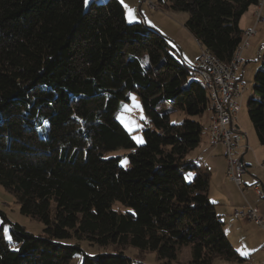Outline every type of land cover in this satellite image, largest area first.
<instances>
[{
    "label": "trees",
    "instance_id": "1",
    "mask_svg": "<svg viewBox=\"0 0 264 264\" xmlns=\"http://www.w3.org/2000/svg\"><path fill=\"white\" fill-rule=\"evenodd\" d=\"M159 2L188 13V31L229 64L245 43L242 16L262 0ZM193 68L160 30L130 23L120 0H0V184L45 225L35 235L0 209L12 237L2 223L0 264H71L76 253L85 264H132L128 246L163 260L188 246L193 264L247 263L209 198L210 172L190 157L202 118L215 117ZM254 80L248 115L264 146V61ZM132 92L143 144L117 118ZM66 238L112 250L89 255Z\"/></svg>",
    "mask_w": 264,
    "mask_h": 264
},
{
    "label": "rangeland",
    "instance_id": "2",
    "mask_svg": "<svg viewBox=\"0 0 264 264\" xmlns=\"http://www.w3.org/2000/svg\"><path fill=\"white\" fill-rule=\"evenodd\" d=\"M93 0H89V4ZM101 1V0H100ZM121 1V0H120ZM149 2H153L154 7L150 6ZM159 0H124L123 5H127L135 12V18L131 19L127 14L126 17L130 23L133 22H145L150 27L157 28L160 30L165 36H167L171 43L174 45L178 55L183 60L188 63L195 62L194 58L197 54H200L201 48L198 43L195 41L193 35L188 31L185 27V21L188 18V13L183 11H174L171 9H166L162 7H156V4H159ZM88 4V5H89ZM260 28V27H259ZM258 37H251L248 42V47H246L242 52L241 56L243 58V63H241L238 75L242 78V81L245 83V89L243 94H241L237 101L241 106V109L238 111V121L241 126V131L247 135L248 138V148L245 150L244 148L237 149L236 156L241 153L242 150L244 154V161L249 165L248 172L244 176V181L251 185L254 181L260 180L264 185V146L259 143L256 131L253 127V124L248 115V103L249 100L253 96V88L255 85L254 75L257 69L262 65L264 61V33L257 35ZM244 41L247 42V38L244 37ZM261 43V45H259ZM263 43V44H262ZM245 44V43H244ZM246 50V51H245ZM135 97V99H133ZM125 105L127 107H125ZM186 116V114L181 110H176L171 114V121L173 123H179ZM117 118L123 124V126L130 132L133 139L138 144L144 143V135H143V127L146 122V116L144 112V108L141 102L140 96L132 92L129 95L128 100H122L119 104V108L117 111ZM209 119L208 117H203L202 121L204 122V130L202 132L203 137L206 135V126L207 122L205 119ZM212 120V119H211ZM126 124L128 125L126 127ZM139 125V127H136ZM131 128V130H129ZM142 140L143 142H139ZM124 153V149L119 148L114 151L108 153L109 156L121 155ZM238 157V156H237ZM225 158H221L216 162L217 165V174L212 176L210 181V192L212 197H218V190L223 189L224 191H228L227 197L223 198L218 207L221 213L228 212L230 209L229 204L233 201H241L245 202L246 206H236L233 209L237 208L240 211L248 210L250 206H255L260 210L264 207V198H259L253 192H248L247 188L244 191H240L233 184L226 185V181H223L222 174V166L224 164ZM200 165L202 162H198ZM122 164L124 166L129 165V161L127 158L122 159ZM219 164V165H218ZM226 176H228L227 168H226ZM230 178L229 176L227 177ZM236 184V183H235ZM250 189L252 187L250 186ZM229 201V203H228ZM237 204V203H235ZM114 208L122 209L123 206L119 202L114 203ZM0 209L7 214V216L13 222H17L21 224L25 229L29 232L39 235L44 232L45 225L43 222L35 219L29 215H26L20 211V205L16 202L15 197L12 193L8 192L1 184H0ZM244 209V210H243ZM247 224L244 227V235L246 233H254V235H258V226L254 221H246ZM4 224V232L6 238L11 240V231L10 224L4 223L3 218L0 216V225ZM231 225L228 224L226 229L230 230ZM260 230V229H259ZM233 240H236V236H232ZM242 239V236L239 237V240ZM64 243H78L83 248L84 252L89 255H95L105 251H111L112 247L106 246L102 247L98 244H92L87 239L77 240L75 238H66L61 240ZM238 244V240H237ZM14 248H17V244L12 245ZM263 247V248H262ZM264 249L263 246H259L254 251L250 252L251 254H247L251 260L245 264H264ZM126 255L130 256L133 260L132 264H193L192 263V251L191 248L185 246L181 248L178 252V256L176 259H159L154 251H145L142 252L138 248L133 246H128L124 249ZM245 252V250H242ZM242 255V254H241ZM71 264H85V256L83 253H76L74 258L72 259ZM213 264H239L236 262H228L223 259H217Z\"/></svg>",
    "mask_w": 264,
    "mask_h": 264
},
{
    "label": "crops",
    "instance_id": "3",
    "mask_svg": "<svg viewBox=\"0 0 264 264\" xmlns=\"http://www.w3.org/2000/svg\"><path fill=\"white\" fill-rule=\"evenodd\" d=\"M260 7H261V9H260ZM258 16L260 17V20H258ZM240 26H241V28L244 31H246L248 28H254L255 29V33L251 36L253 38L258 37L257 35H259L261 33H264V1H263L262 5H261V3H259L258 5L251 7L242 16V18L240 20ZM195 41L198 43V45L200 46V48L202 50V47H201L200 43L196 39H195ZM248 44H249V42H248ZM248 44H247L246 47H248ZM259 45H261V43H259ZM243 50H242V52H244ZM242 52H241V54H242ZM200 54H201V52H200ZM200 54H197L195 56V58H194V61H192V62H195L197 60V58L200 56ZM190 64H192V63H190ZM238 70H239V68H238ZM238 79H239V81L244 83L242 81V78L239 77V75H238ZM240 109H241V106H240ZM237 116H238V112H237L236 119H235V125H237L238 128L241 130V126L239 124ZM212 118H213V114L209 115V119L208 120L206 118V121H208L207 122V126H206V135H205V137H203V135H202L200 144L198 145V147L196 149H194L192 151L191 156H190L191 158H197V162H202L203 167L207 168V170L211 174L210 181H211L212 176H214V174H217V172H216L217 171L216 162L219 159H221V158L224 159L225 156H226L225 146L222 143H220V142L219 143H211L209 141V138H208V127H209V125L211 123V119ZM248 144H249L248 138L244 139V140H242L240 142V146L237 149L245 147V150H247ZM237 149L235 150V155L237 153ZM243 151L244 150H242L241 153H239V155H237V156L240 159L242 158L243 161H244ZM224 161H226V162H224V164L222 166V174H223V179L222 180L226 181V185L227 186L231 183V184H233L236 187L235 182L231 178L228 179L227 178L228 176H226V168H227V164H228L227 156H226V159ZM244 163L247 166V171L245 172V174H246L248 172V167H249L250 164L246 163L245 161H244ZM245 174H244V176H245ZM244 176H243V187H241V188L238 187L237 189L238 190L240 189L241 191H244L245 188H247V190L249 189L248 192H253L259 198L263 199L264 198V194L262 196L259 195L257 193V191L255 190V188H254L255 185H259L262 188V190L264 191L263 183L260 180H256L251 185H249L248 183H246L244 181ZM250 186L252 187V189H250ZM227 193H229V192L228 191H224L223 189H219L218 190V197L214 198V197L211 196V192H210V189H209V198L212 200V202H214L217 213L221 216V218L225 222V225H224L225 233L228 236V238L230 239V241L232 242V244L234 245V247L236 248V250L238 251V253L241 255L242 250H245V252H247V254H251L250 252L254 251L259 246H263L264 245V229L259 224L255 223L258 226V231H259L258 235H254V233H252V234L246 233V235L243 234V233H245L244 232V227L247 224V222H245V221H246V219H247V221H250V219H248L245 215L236 216L235 215V211L236 210L240 211V209H237V208L233 209V208L236 207V206H246L245 202L233 200L229 204L230 209L228 210V212H226V214L224 212L221 213V211L218 209L217 206H219V204L221 202H223L222 201L223 198L227 197ZM228 203H229V201H228ZM235 203H237V204H235ZM246 211H242L241 210V212H243V213H245ZM258 213H259L260 216H262L264 218V207H262L261 210L259 208L258 209ZM227 221H228V224L232 226L230 230L226 229ZM232 236H236L237 237L236 240H233ZM241 236H242V239L239 240V237H241ZM237 240H238V244H237ZM262 251H264V249ZM242 256L247 257V260H246L247 263L251 260V258H249L248 255H242Z\"/></svg>",
    "mask_w": 264,
    "mask_h": 264
},
{
    "label": "built area",
    "instance_id": "4",
    "mask_svg": "<svg viewBox=\"0 0 264 264\" xmlns=\"http://www.w3.org/2000/svg\"><path fill=\"white\" fill-rule=\"evenodd\" d=\"M149 4L154 7L153 2H149ZM258 20H260L259 16ZM254 33V28L247 29V43L239 49L237 60H231L230 64H221V62L213 59L209 52L203 50V48L200 56L195 61L196 67H201L202 69V79H210L217 92L220 121H225L226 132H218L215 126H213L212 130L216 134L215 143L220 142L225 146L228 159L227 173L239 188L243 187V176L247 171V166L243 160L235 155V150L240 146L242 140L247 139V135L235 125L236 115L240 109L237 98L243 94L245 88V84L238 79V68L243 62L241 52L247 46L248 39ZM254 188L259 195L262 196L264 194L259 185H255ZM235 215H245L264 229V218L259 215L258 209L254 206H250L245 213L236 210Z\"/></svg>",
    "mask_w": 264,
    "mask_h": 264
},
{
    "label": "bare ground",
    "instance_id": "5",
    "mask_svg": "<svg viewBox=\"0 0 264 264\" xmlns=\"http://www.w3.org/2000/svg\"><path fill=\"white\" fill-rule=\"evenodd\" d=\"M260 18V17H259ZM244 37L247 38V30L244 31ZM247 42H245V44L242 46L244 47L246 45ZM241 47V48H242ZM203 50H206L207 52H209V54L211 55V57L219 62H221V64H226L224 62H222L221 60H219L211 51H209L208 49L203 48ZM239 56V50L236 53V55L234 56L233 60H237ZM230 64V63H229ZM193 76L195 78H198L200 80L203 81V83L205 85L208 86V88L210 89L211 93H212V98L214 100V105H215V117L213 118V120L210 123L209 126V130H208V138L209 141L212 143H215L216 141V134L213 132L212 128L213 126H215V129L218 132H226V125H225V121H220V106L218 104V98H217V92L215 90V87L211 84L210 79H202V69L201 67H196V63L194 64V68L192 70ZM245 90V88H244Z\"/></svg>",
    "mask_w": 264,
    "mask_h": 264
},
{
    "label": "snow or ice",
    "instance_id": "6",
    "mask_svg": "<svg viewBox=\"0 0 264 264\" xmlns=\"http://www.w3.org/2000/svg\"><path fill=\"white\" fill-rule=\"evenodd\" d=\"M124 2V0H121V3H123ZM84 3H85V5L87 6L88 4H89V0H84ZM125 7L127 8V14H128V16L131 18V19H134L135 18V12H134V10L133 9H131L130 7H128L127 5H125ZM133 99H135V97H133ZM125 107H127L126 105H125ZM128 125L126 124V127H127ZM136 127H139V125H136ZM129 130H131V128L129 129ZM139 142H143L142 140H139ZM242 255H247V252H242L241 253Z\"/></svg>",
    "mask_w": 264,
    "mask_h": 264
},
{
    "label": "water",
    "instance_id": "7",
    "mask_svg": "<svg viewBox=\"0 0 264 264\" xmlns=\"http://www.w3.org/2000/svg\"><path fill=\"white\" fill-rule=\"evenodd\" d=\"M241 160H243V159L241 158Z\"/></svg>",
    "mask_w": 264,
    "mask_h": 264
}]
</instances>
